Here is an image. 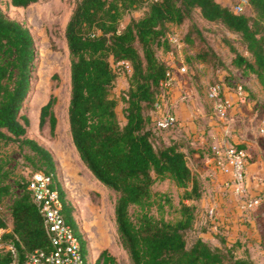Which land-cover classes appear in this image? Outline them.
Masks as SVG:
<instances>
[{
  "label": "trees",
  "instance_id": "1",
  "mask_svg": "<svg viewBox=\"0 0 264 264\" xmlns=\"http://www.w3.org/2000/svg\"><path fill=\"white\" fill-rule=\"evenodd\" d=\"M36 1L10 0L15 6ZM246 5L250 12L236 11L219 0H76L65 28L71 70L70 132L84 164L117 195L118 241L128 252L129 264H264L250 254H238L236 244L225 239L221 244L201 235L189 240L199 208L185 199L199 200L204 192L185 148L195 141L192 135L177 132L178 120L165 127L158 123L175 81L170 86L164 84L174 72L159 50H175V26L187 25L178 38L195 50L197 62L214 71L228 70L234 81L252 75L264 90V0H247ZM136 10L142 14L123 24ZM194 14L237 33L243 49L225 38L233 53L226 62L209 44ZM36 56L37 39L31 29L0 6V145L15 143L20 151L27 148L22 167L30 172L29 177L16 174L11 157L0 147L4 217H0V225L7 226L10 215L12 228L3 238L16 244L21 257L35 248H51L44 217L29 188L34 171L53 175L67 222L76 220L53 154L28 135L30 118L25 105L34 86ZM122 74L128 75L129 87L118 99L112 90ZM226 84L235 92L241 83ZM243 87L248 100L255 99L252 88ZM121 101L124 119L118 110ZM55 102L52 93L39 111V129L48 127L52 135L58 121ZM165 178L184 189L178 205L169 193L154 187ZM168 207L175 209L172 218L166 216ZM84 259V264H92L89 254ZM10 260L11 252L0 247V264ZM95 263L126 264L107 248L99 251Z\"/></svg>",
  "mask_w": 264,
  "mask_h": 264
},
{
  "label": "rangeland",
  "instance_id": "2",
  "mask_svg": "<svg viewBox=\"0 0 264 264\" xmlns=\"http://www.w3.org/2000/svg\"><path fill=\"white\" fill-rule=\"evenodd\" d=\"M231 7L237 6L241 0H219ZM76 0H38L28 6L12 5L10 0H0V6L12 17L23 21L32 31L37 39V56L35 59L33 90L27 104L25 112L30 118L28 135L37 139L41 144L46 146L53 154L56 160L57 176L66 191V198L73 206V213L76 218L71 222L77 236L82 243V249L85 257H88L95 263V259L100 250L107 248L116 254L122 262L129 264V255L126 249L118 241V233L115 219V202L116 193L102 184L82 161L79 152L73 142L70 125H69V100L71 92V70L69 48L65 38V28L69 17L73 11ZM248 5L244 6V11H249ZM142 14L141 10H136L128 14L123 20L126 24L134 16ZM194 20L203 29V33L209 42L226 61L232 58L233 53L226 43L225 38H229L233 44L243 49V45L237 33L229 31L222 25L209 23L194 14ZM187 25L175 26L174 31L177 35L182 36L186 31ZM175 42V41H174ZM177 42H175L176 44ZM195 50L188 44L178 43L174 51L159 50V56L173 63V70L182 65L187 66L183 71L190 77V81L197 82V88L200 95L203 96V102L207 110L214 112L212 100L207 95V89L213 81H225L231 84L241 83L244 86L251 87V94L259 97L258 92L264 99V90L254 76L242 77L235 79L228 70L214 71L212 67L206 64L200 66L194 58ZM182 71V70H181ZM224 72V73H223ZM233 74L239 75L235 70ZM229 78H231L229 80ZM201 81V84L199 82ZM196 86V85H195ZM129 87L128 75L122 74L115 84L112 94L121 99L122 91ZM204 89V91H203ZM56 96L55 111L57 115V127L55 134L52 135L50 130L45 128L39 129V111L50 97L51 94ZM264 101V100H263ZM247 103V102H246ZM242 104L241 109H245L246 116H239V113L233 112L229 120L232 126H237L238 122H243L242 117L248 122L250 115L251 130H256L264 115V102L257 104ZM123 105L121 101L118 110L122 119ZM173 111V108L163 107V111ZM218 117V116H217ZM218 119L221 121L220 117ZM228 120V121H229ZM221 124H223L221 122ZM257 131V130H256ZM168 134V132H167ZM187 143V142H185ZM194 146V147H193ZM264 146V145H263ZM1 151L6 152L11 157V165L16 166V174H24L29 177L30 172L27 168L23 169V160L27 148L20 151L15 143L0 145ZM188 161L194 172L198 175L203 185V195L199 200H188V203H196L199 208V215L194 228L189 233V240L201 235L215 244H221L222 239L228 244H236L238 254H250L258 263L264 262V201L248 214H243L239 202L241 198L226 189L221 188L222 180H217V174L212 172V168L205 164L202 159L205 153L211 154V150L200 145L199 140L195 143L186 145ZM205 150L203 152L202 150ZM251 159L250 157L248 158ZM21 160V161H20ZM217 182L216 185H213ZM221 183V184H220ZM154 187L158 190L169 193L175 204L178 205L184 192L182 187H178L170 178L158 180ZM264 191V190H262ZM232 204L236 208L231 215H227L230 228L225 232L220 226L211 228L212 219H219V208ZM215 207V213L210 214V207ZM225 212L227 213L228 210ZM174 208H167V217L175 216ZM221 215L224 213H220ZM242 224H245L242 226ZM233 226V228H231ZM81 229V230H80ZM212 231L211 233L209 231ZM228 236L230 239H228ZM230 240V241H229ZM88 242V245H87ZM89 246V251H88Z\"/></svg>",
  "mask_w": 264,
  "mask_h": 264
},
{
  "label": "built area",
  "instance_id": "3",
  "mask_svg": "<svg viewBox=\"0 0 264 264\" xmlns=\"http://www.w3.org/2000/svg\"><path fill=\"white\" fill-rule=\"evenodd\" d=\"M246 4L247 0H241L234 8L236 11H244ZM172 39L177 43H181L175 35L172 36ZM169 64L172 65L173 63ZM180 69L186 71L187 66L182 65ZM174 79V74H171L164 84L170 86ZM207 95L212 100L214 112L220 117L223 124L227 126H229L230 122L231 109L236 105L245 104L248 100L247 91L242 84H239L235 90V98L224 93L222 82L211 83L207 89ZM177 120L176 113L169 110L161 113L158 117V123L164 127ZM228 128L224 130L225 136L229 135L230 128ZM261 131L264 133V127L261 128ZM238 144L224 140L212 146L218 155L217 162L225 174L227 190L241 198L239 207L243 214H248L264 201V191H258L254 194L249 193L246 168L250 150L247 146L240 147ZM29 188L44 217L51 248L49 250L35 248L24 257H21L14 242L4 241V233L8 231V221H6L7 226L0 225V247L5 246L11 252V260L8 264H84L85 259L81 241L73 226L67 222L63 214L60 191L54 186L53 175L43 170L34 171L29 178ZM209 212L213 215L215 207H210ZM0 217H3L1 205Z\"/></svg>",
  "mask_w": 264,
  "mask_h": 264
},
{
  "label": "crops",
  "instance_id": "4",
  "mask_svg": "<svg viewBox=\"0 0 264 264\" xmlns=\"http://www.w3.org/2000/svg\"><path fill=\"white\" fill-rule=\"evenodd\" d=\"M201 65L202 63L200 66ZM173 72L175 81L165 103L167 107L173 108V111L178 117L179 128L177 129V132L184 131L187 134L192 135L194 141L199 140L201 146L211 150V154L205 153L202 159L206 165L212 168V172L217 174V180H222L221 188L223 189H226L225 174L222 167L217 162L218 155L212 145L224 140L235 143H244L250 150L251 158L249 159L246 168L248 191L249 193L254 194L258 191L264 190V133L261 131V128L264 127V115L258 125L259 127H255L257 131L251 130L250 128L251 115L248 122L245 121V117H242L243 122H238L237 126H232L230 122L229 126L221 124L222 121H220L217 116H213L211 110L210 112L207 110L203 102V96L200 95L197 88V82L194 83V81H190V77L183 74L184 72L181 71L180 67H175ZM199 84H201V81ZM223 85L224 93L235 98V92L226 84V82H224ZM258 95V99L262 98V95L259 92ZM258 99L257 97H255V99L249 97L246 104H257ZM241 108V105H236L232 108L231 114L235 112L239 113V116H246V113H244L245 109ZM227 127L230 128V132L228 136H225L224 130ZM202 151L205 152L204 149ZM216 184L217 182L213 185ZM219 209L221 210L219 211V219H212L210 226L213 228V231L215 230L214 228L220 226L225 232H230L228 231L230 228L228 220L232 218H227L226 214L232 216V212H234L236 208L232 207V204L227 203V205H224ZM225 210H228V212L226 213ZM220 213L224 214L221 215ZM8 219V230H11L12 220L10 215H8ZM243 225L245 224H242V226ZM231 228H233V226H231ZM209 232L211 233L212 231L210 230ZM228 239H230L229 236Z\"/></svg>",
  "mask_w": 264,
  "mask_h": 264
}]
</instances>
